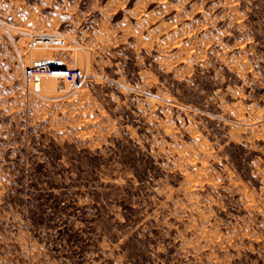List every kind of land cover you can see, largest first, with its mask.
Segmentation results:
<instances>
[{"label":"rangeland","instance_id":"obj_1","mask_svg":"<svg viewBox=\"0 0 264 264\" xmlns=\"http://www.w3.org/2000/svg\"><path fill=\"white\" fill-rule=\"evenodd\" d=\"M0 264H264V0H0Z\"/></svg>","mask_w":264,"mask_h":264},{"label":"built area","instance_id":"obj_2","mask_svg":"<svg viewBox=\"0 0 264 264\" xmlns=\"http://www.w3.org/2000/svg\"><path fill=\"white\" fill-rule=\"evenodd\" d=\"M17 15L23 17L24 13L20 11ZM9 18H12V15ZM27 47L30 50L37 48L64 50L69 48V42L58 36H31ZM83 52L86 53V50L84 49ZM91 75L92 67L87 63L84 67L67 66L64 65L61 56L50 55L31 59L23 69L22 79L25 85L38 87L43 80L55 78L71 89H77Z\"/></svg>","mask_w":264,"mask_h":264},{"label":"water","instance_id":"obj_3","mask_svg":"<svg viewBox=\"0 0 264 264\" xmlns=\"http://www.w3.org/2000/svg\"><path fill=\"white\" fill-rule=\"evenodd\" d=\"M86 58H87V62L88 64L90 63V51L86 50Z\"/></svg>","mask_w":264,"mask_h":264}]
</instances>
